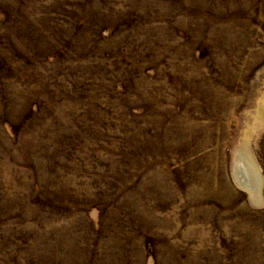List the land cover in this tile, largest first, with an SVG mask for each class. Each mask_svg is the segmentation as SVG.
Listing matches in <instances>:
<instances>
[{
    "label": "rangeland",
    "instance_id": "rangeland-1",
    "mask_svg": "<svg viewBox=\"0 0 264 264\" xmlns=\"http://www.w3.org/2000/svg\"><path fill=\"white\" fill-rule=\"evenodd\" d=\"M0 264H264V0H0Z\"/></svg>",
    "mask_w": 264,
    "mask_h": 264
},
{
    "label": "bare ground",
    "instance_id": "bare-ground-1",
    "mask_svg": "<svg viewBox=\"0 0 264 264\" xmlns=\"http://www.w3.org/2000/svg\"><path fill=\"white\" fill-rule=\"evenodd\" d=\"M246 184V183H245Z\"/></svg>",
    "mask_w": 264,
    "mask_h": 264
}]
</instances>
